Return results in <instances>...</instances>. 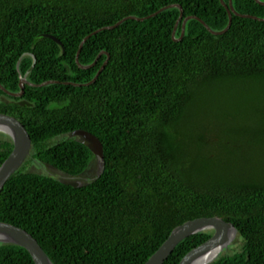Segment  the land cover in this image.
I'll return each instance as SVG.
<instances>
[{
    "label": "trees",
    "instance_id": "1",
    "mask_svg": "<svg viewBox=\"0 0 264 264\" xmlns=\"http://www.w3.org/2000/svg\"><path fill=\"white\" fill-rule=\"evenodd\" d=\"M260 2L233 6L264 19ZM172 5L215 32L230 23L222 0H0V84L20 93L34 56L27 80L60 82L26 85L21 97L0 88V114L19 119L32 139L0 191V222L30 233L54 264H146L174 229L206 217L233 224L240 238L212 264H264V21L233 15L215 35L191 19L177 42L174 7L97 33L80 64L104 54L90 69L77 63L89 35ZM108 54L94 84H65L92 82ZM76 130L103 143L101 177L75 188L28 171L38 163L82 175L93 153L65 137ZM3 135L0 168L14 150ZM212 236L183 240L164 264H180ZM0 264L35 262L23 247L0 244Z\"/></svg>",
    "mask_w": 264,
    "mask_h": 264
},
{
    "label": "water",
    "instance_id": "2",
    "mask_svg": "<svg viewBox=\"0 0 264 264\" xmlns=\"http://www.w3.org/2000/svg\"><path fill=\"white\" fill-rule=\"evenodd\" d=\"M259 3L260 0H256ZM223 5L227 8L229 17H230V23L228 27L221 32H215L213 31L204 21L197 17H187L183 20L184 14L181 6L178 5H172L163 8L159 12L146 17V18H136L133 16L127 17L117 23L114 26L106 27L103 29H100L96 31L95 33L89 35L84 39L82 42L79 52L77 54V63L82 69H90L94 67L99 58L104 54L102 53L98 60L91 66H82L80 64V55L82 52V49L86 42L94 35H96L99 32H102L104 30H112L117 27H119L121 24H123L127 20H138V21H145L146 19H149L151 17L157 16L161 12L174 8L179 7L181 9V15L177 22V25L175 27L173 38L175 41H181L186 33V25L189 20L191 19H197L200 20L206 28L215 35H222L226 33L232 26L233 23V15H237L244 18H252L255 20L264 21V19H259L257 17H253L250 15H242L238 13L234 6H233V0H230L229 5L222 0ZM264 4V3H263ZM183 20V28H182V35L181 38L176 39V34L178 30V26ZM46 37L53 39L58 44H60L63 47V44L54 36L46 35ZM64 49V47H63ZM110 60V55L108 54V60L103 65L95 79L88 83V84H76V83H69L66 82L67 85H74V86H89L94 84L97 79L99 78L102 71L107 66L108 62ZM37 64V59L34 56V63L29 70V72L26 74L24 78L20 81V93H11L8 92L1 84L0 88L7 94L13 97H21L25 93V86H31V87H44L51 84H59L58 81H49L40 85L32 84L27 80L28 75L34 70L35 66ZM0 133H3L7 136H9L14 144V150L10 157L5 161L3 166L0 168V191L4 188L6 183L9 181V179L18 171L21 169V167L25 164L26 160L31 154L32 151V139L31 136L25 127V125L16 117L6 115V114H0ZM68 139H75L76 141L82 143L85 145L92 153H93V159L91 160L89 167L86 169L85 172H83L82 175L78 177H72L66 173H63L56 168L49 166V168L54 169L57 172L65 174L66 176H69L70 179H60L61 182L75 187L80 188L83 186H87L91 182L97 180L105 171V150L103 143L101 140L95 136L94 134L86 131V130H76L72 133H69L65 136ZM95 165L98 166L97 173L94 177H92L91 171L95 167ZM51 176V175H50ZM83 176V179H80V177ZM54 177V176H53ZM88 177L91 180L83 181L84 179H88ZM205 231H213V236L203 243L202 245L198 246L197 248L191 250L180 262V264H212L215 262L219 256L226 251L233 243L234 239L238 235V230L236 227L226 222L224 219L220 217H206V218H200L193 221L186 222L185 224L177 227L173 230L167 241L160 247V249L148 260L146 264H164L168 258L171 256V254L174 252L175 248L185 239L197 235L199 233L205 232ZM0 244H14L18 245L20 247H23L26 249L30 255L32 256L35 264H54L53 261L50 259V257L47 255L45 250L42 248V246L39 244L37 239H35L30 233L25 231L22 228H19L15 225L0 222Z\"/></svg>",
    "mask_w": 264,
    "mask_h": 264
},
{
    "label": "rangeland",
    "instance_id": "3",
    "mask_svg": "<svg viewBox=\"0 0 264 264\" xmlns=\"http://www.w3.org/2000/svg\"><path fill=\"white\" fill-rule=\"evenodd\" d=\"M4 138H6V137L3 135V133H0V140H2ZM256 158H258V157L256 156ZM259 159H263L264 160V151L262 152V156L259 157ZM97 170H98V166L95 165V167L91 171L92 177H94L96 175ZM28 171L35 172V173H41V174H47V175L54 176L56 178L65 179V176L62 173H59V172H57V171H55V170H53L51 168H47L44 165L38 164V163H35V164H32V165L28 166ZM88 180H91V179L88 177V179H86V180L84 179L83 181L86 182ZM239 243H240V238L237 235V237L234 239L232 245L229 247L230 248V251L234 247H237L239 245ZM228 249L226 251H229Z\"/></svg>",
    "mask_w": 264,
    "mask_h": 264
},
{
    "label": "flooded vegetation",
    "instance_id": "4",
    "mask_svg": "<svg viewBox=\"0 0 264 264\" xmlns=\"http://www.w3.org/2000/svg\"><path fill=\"white\" fill-rule=\"evenodd\" d=\"M62 139V138H61ZM47 168H49V166H46ZM52 169V168H51ZM54 170V169H53ZM58 170V169H57ZM60 173V172H59ZM64 176H65V179H70V177L69 176H66L65 174H64ZM84 177L83 176H81L80 177V179H83Z\"/></svg>",
    "mask_w": 264,
    "mask_h": 264
}]
</instances>
